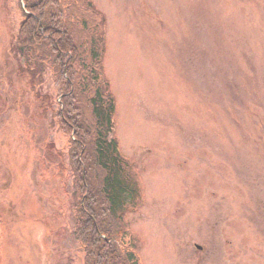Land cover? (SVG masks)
<instances>
[{
	"label": "rangeland",
	"instance_id": "obj_1",
	"mask_svg": "<svg viewBox=\"0 0 264 264\" xmlns=\"http://www.w3.org/2000/svg\"><path fill=\"white\" fill-rule=\"evenodd\" d=\"M58 2L48 8L83 52L64 75L45 48L33 66L15 55L26 5L0 0V264H86L62 111L67 79L90 82L92 31L65 10L77 0ZM91 2L104 18L97 85L115 98L113 136L138 183L125 244L141 264H264V0Z\"/></svg>",
	"mask_w": 264,
	"mask_h": 264
},
{
	"label": "trees",
	"instance_id": "obj_2",
	"mask_svg": "<svg viewBox=\"0 0 264 264\" xmlns=\"http://www.w3.org/2000/svg\"><path fill=\"white\" fill-rule=\"evenodd\" d=\"M47 1L24 0L26 6L22 7L23 19L14 43V53L22 55L27 62H32L29 66H33L36 55L45 48L58 72L64 75V70L60 69L68 68L70 71L83 52L79 53L81 44L76 43L71 23L69 25L62 20L61 12L57 14V10L48 8ZM85 1L77 0L69 8L62 4L69 17H75L76 30L81 32L88 28L92 31L88 36L86 55L90 82L88 80L83 89L77 91L75 77L67 79V84L71 88L76 86V89L71 92L62 111L65 123L73 132L71 157L74 171L85 192L76 232L87 251L86 264H141L137 253L125 244L122 229V211L130 198L135 197L138 183L133 181L128 184L131 177L122 165L118 141L113 136L117 107L115 98L104 87L97 85L104 55V18L96 22L101 13L97 12L91 0ZM61 10L63 12V8ZM85 15L92 20L91 24ZM38 71L36 69L33 73ZM81 92L85 93L88 105L89 116L85 120L82 118L84 114L77 113L74 101L77 100L75 95Z\"/></svg>",
	"mask_w": 264,
	"mask_h": 264
}]
</instances>
